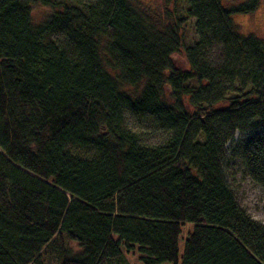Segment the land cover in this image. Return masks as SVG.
Instances as JSON below:
<instances>
[{
    "label": "trees",
    "instance_id": "trees-1",
    "mask_svg": "<svg viewBox=\"0 0 264 264\" xmlns=\"http://www.w3.org/2000/svg\"><path fill=\"white\" fill-rule=\"evenodd\" d=\"M171 1L0 0V264H178L187 223L180 264H264L225 172L264 186V39L233 20L261 0Z\"/></svg>",
    "mask_w": 264,
    "mask_h": 264
},
{
    "label": "rangeland",
    "instance_id": "rangeland-1",
    "mask_svg": "<svg viewBox=\"0 0 264 264\" xmlns=\"http://www.w3.org/2000/svg\"><path fill=\"white\" fill-rule=\"evenodd\" d=\"M138 3L143 9H146L151 15L159 17L161 20L169 21L168 12L174 10L172 1L169 0H133ZM50 13L48 7L42 5H33L31 14L34 23L41 22L46 15ZM234 22L239 25L240 32L243 35L253 34L258 38L264 39V0H261L259 8L252 13L234 14ZM188 40L194 36L191 28L185 31ZM183 50L172 55V60L177 68L186 71L190 69L188 59ZM208 58L213 62L220 60V48L214 47L208 51ZM187 107L190 108L189 104ZM218 106H222L219 104ZM126 123L129 128L146 131L148 139L153 141H160L165 137L160 131L148 130L145 122L137 120L130 114L126 115ZM150 131V132H147ZM247 138V135L238 133L235 142H241ZM240 160L229 157L226 164V176L230 187L236 195L240 205L250 214V216L260 222H264V186L256 184L243 171ZM193 224L187 223L183 225L182 233L179 238V262L184 251L185 240L192 231ZM126 258L131 264H142L138 259V253L126 254ZM163 264H175L174 262H167Z\"/></svg>",
    "mask_w": 264,
    "mask_h": 264
}]
</instances>
